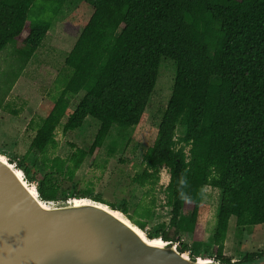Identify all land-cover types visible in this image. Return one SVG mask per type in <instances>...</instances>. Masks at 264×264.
<instances>
[{
  "label": "trees",
  "instance_id": "1",
  "mask_svg": "<svg viewBox=\"0 0 264 264\" xmlns=\"http://www.w3.org/2000/svg\"><path fill=\"white\" fill-rule=\"evenodd\" d=\"M36 1L0 0V58L7 54L0 64L1 111L67 0H40L41 13L30 19ZM82 2L91 15L55 81L52 108L27 126L34 132L27 154L38 153L44 173L30 174L27 154L15 166L35 183L42 201L61 202L56 178L72 181L84 160L97 156L113 127L121 136L144 122L160 61L169 60L175 66L171 95L152 146L143 154V169L131 178L146 189L144 197H151L133 212L134 225L145 230L141 219H149L156 208L150 194L165 168L164 206L170 209L168 228L174 237L167 230L160 238L188 252L176 237L195 232L202 189L220 190L213 260L230 263L223 255L230 219L241 228L264 225V0ZM72 96L79 99L70 110ZM88 117L99 123L90 147L70 143L66 158L56 156L57 129L62 135L74 132ZM121 213L128 214L126 208ZM263 256L247 254L236 264Z\"/></svg>",
  "mask_w": 264,
  "mask_h": 264
},
{
  "label": "rangeland",
  "instance_id": "2",
  "mask_svg": "<svg viewBox=\"0 0 264 264\" xmlns=\"http://www.w3.org/2000/svg\"><path fill=\"white\" fill-rule=\"evenodd\" d=\"M42 5V1L37 0L28 18H37L41 13L39 7ZM90 15V7L82 0H67L40 47L5 99L2 105L5 109L0 110V155L10 163H19L28 152L34 136V132L27 127L31 119L44 118L52 108L58 92L55 81ZM5 52L1 53L0 64L7 57ZM174 75V63L161 59L156 84L145 109L144 122L129 128L121 136H118V129L113 127L97 156L87 157L72 181L57 177L58 199L62 200L57 202L58 204L72 200L77 202L100 199L117 211L121 212L122 208H126L128 214L125 216L134 224V220L138 218L133 212L138 205H147L151 197H144L146 189L133 184L131 178L143 169L142 157L155 139L157 127L171 95ZM78 99L79 97H69L70 110ZM11 111L17 112V115L11 114ZM64 122L65 119L61 121L62 124ZM98 127L99 123L88 117L81 128L66 135H62L61 129L58 128L56 140L59 146L56 156L66 158L71 153L70 143L87 150ZM183 134V128L179 127L177 137ZM39 157L35 151L26 156L25 164L31 175L44 173ZM168 180L169 174L162 168L159 183L150 194L155 197L156 208L151 210L149 219H141L146 223L143 233L147 238L160 239L161 234L169 230L170 209L164 206V188ZM31 185L35 187V183ZM220 200V190L204 187L201 193L200 218L195 232L179 233L176 237L180 244L188 246V254L193 258H214L212 234ZM185 214L189 215V212ZM173 233V230H169L168 235L174 237ZM251 253L264 255V225L236 227L235 219L231 218L223 255L236 264ZM250 264H264V256Z\"/></svg>",
  "mask_w": 264,
  "mask_h": 264
},
{
  "label": "water",
  "instance_id": "3",
  "mask_svg": "<svg viewBox=\"0 0 264 264\" xmlns=\"http://www.w3.org/2000/svg\"><path fill=\"white\" fill-rule=\"evenodd\" d=\"M1 157L0 264H224L193 258L161 238V244L150 241L108 205L44 202L23 172Z\"/></svg>",
  "mask_w": 264,
  "mask_h": 264
},
{
  "label": "bare ground",
  "instance_id": "4",
  "mask_svg": "<svg viewBox=\"0 0 264 264\" xmlns=\"http://www.w3.org/2000/svg\"><path fill=\"white\" fill-rule=\"evenodd\" d=\"M0 159L4 160L1 156H0ZM22 176V175H21ZM75 201V200H74ZM144 235V234H143ZM159 239H150V241L154 242V243H157V244H161L159 241Z\"/></svg>",
  "mask_w": 264,
  "mask_h": 264
}]
</instances>
